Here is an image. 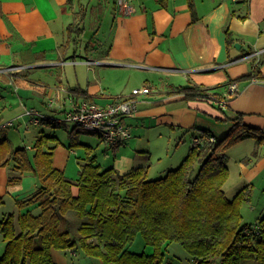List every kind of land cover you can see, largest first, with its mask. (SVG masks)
Segmentation results:
<instances>
[{
  "label": "crops",
  "instance_id": "obj_1",
  "mask_svg": "<svg viewBox=\"0 0 264 264\" xmlns=\"http://www.w3.org/2000/svg\"><path fill=\"white\" fill-rule=\"evenodd\" d=\"M132 3L135 12L124 15L115 0H0V77L13 81L32 98L40 97L48 109L47 101L53 97L59 110L69 107L73 98L105 104L130 94L135 87L148 86L152 92L140 97L137 114L127 118L131 127L150 120L178 128L206 129L212 134L218 130L224 136L233 125L228 118L240 113L245 123L264 131V0ZM105 21L110 22L109 28L104 38H98ZM76 24L84 27L77 39L70 32V26ZM88 31L95 32L87 41ZM229 33L233 38L230 42ZM87 60L99 62L88 65ZM66 65L81 69L76 70L77 83L67 85L59 79L51 87L45 75L60 74ZM84 65L86 72H82ZM233 80L239 92L224 108L205 99L186 100L179 91L185 86L214 89ZM60 127L55 128L60 143L50 145L55 147V166L65 172L71 151L61 141ZM131 138L114 153L126 147ZM147 153L134 158L125 153L113 167L123 174L146 166ZM261 156L258 150L256 157L240 164L246 184L252 185L258 170L264 168ZM85 157L80 158V165ZM13 166L0 169V209L7 198L26 200L38 189L32 172L25 173L19 184L9 185ZM73 193L78 194L76 186ZM10 213L3 211L1 217ZM67 217L74 220L75 214L69 212ZM52 254L57 264L77 263V254L73 257L69 251L53 249ZM67 254L72 257L70 263Z\"/></svg>",
  "mask_w": 264,
  "mask_h": 264
},
{
  "label": "trees",
  "instance_id": "obj_2",
  "mask_svg": "<svg viewBox=\"0 0 264 264\" xmlns=\"http://www.w3.org/2000/svg\"><path fill=\"white\" fill-rule=\"evenodd\" d=\"M83 31L78 24L70 26L75 39ZM228 41H233L231 33ZM227 86H185L179 91L186 100L210 101L222 98ZM228 119L233 125L226 135L218 138L200 129L192 137H201L202 143L193 144L180 166L154 179L149 177L148 164L122 174L114 167L104 168L88 149L73 180L55 166V147L50 143H60L56 133L37 137L31 148L15 147L7 135L1 136L0 169L14 165L9 185L19 184L27 172L39 182L38 189L17 204L35 205L40 212L27 208L16 217L14 213L1 217L5 248L0 264H57L53 249L77 254L76 264H162L163 246L173 242L193 256L192 264H242L246 259L264 264V217L246 223L242 214L243 204L251 200L252 185L246 184L232 199L225 191L230 176L226 151L248 138L264 144V131L245 123L240 113ZM42 125L60 126L51 121ZM69 134L77 140L79 131L75 127ZM210 136L214 142L208 141ZM257 154L258 149L253 156ZM69 212L75 214L76 223L68 219ZM138 236L156 251L133 250Z\"/></svg>",
  "mask_w": 264,
  "mask_h": 264
},
{
  "label": "rangeland",
  "instance_id": "obj_3",
  "mask_svg": "<svg viewBox=\"0 0 264 264\" xmlns=\"http://www.w3.org/2000/svg\"><path fill=\"white\" fill-rule=\"evenodd\" d=\"M109 25L110 22H104L101 27V36L97 35L98 38H104V32L109 28ZM94 32L88 31L87 41L94 37ZM84 67L86 66H82V72H86ZM76 70L81 69L79 67L76 69L74 65H66L62 68V73L56 75L47 74L45 77L51 87L56 86L59 79H62L64 84L67 85L76 84ZM0 79L7 83L0 80V94L6 97H0V137L7 135L13 141L15 147H32L37 137L40 138L43 134L50 135L55 133V128H50L46 125L32 126L27 117L21 116L24 111V104L29 108L35 107L43 110L47 115L51 116L53 114L52 110L48 109L47 106L45 107V104H41L40 97L32 98L33 95L31 93L29 94L24 92V90H19L17 84L8 78L0 77ZM21 102L23 105H21ZM10 120L15 121V126L2 128L1 124ZM75 127L79 131L77 140L74 139V135L71 136L66 133L67 130L69 131ZM131 129L133 137L129 144L119 149L118 153L115 154V151L107 147L105 142H102L97 134L88 132L72 122H65L58 129L61 141L65 142L71 151L68 164L65 167V175L71 179L78 178L79 169L81 168L79 160L87 155L88 149H91L92 153L96 155V161L103 165L104 168L115 167L118 159L125 153L134 158L135 156L139 157V151L145 150L149 152V159L147 162L144 161L149 165V177L151 179L160 178L165 176L170 169H175L181 165L193 146L192 135L199 134L198 129L195 128H178V126L170 124L161 125L156 121L151 122L150 120L142 125H133ZM216 132H213V134L218 138L223 136L221 135L222 131L216 130ZM69 145L73 146L70 148ZM259 147L255 138H248L226 151L228 158L227 164L230 170V176L225 184V191L228 197L232 193L238 192L247 183L246 176L240 174V167H242L240 164L244 163V158H253V152L257 149L262 154L259 158H264V144L261 147L262 149H259ZM252 186H254V190L251 200L249 203H244L242 207V214L244 216V222L246 223H255L264 217V168L258 170V174H256L255 179L252 181ZM27 208L32 209L34 213H38L40 210L32 204L27 207H20L15 200L7 198V203L0 209V219L3 211L14 213L16 217L22 210H27ZM70 221L76 223V216L74 220ZM74 223L73 227L76 228L77 226H74ZM4 248L3 236L0 234V256L3 254ZM132 249L140 252L145 250L144 252L146 254H153L156 251L154 245L145 244L142 236L136 238ZM162 251L164 252L162 264H192L193 256L179 242H173L168 247L163 246ZM67 259L69 263L72 262V257L69 254H67ZM242 264L256 263L253 260L246 259L242 261Z\"/></svg>",
  "mask_w": 264,
  "mask_h": 264
},
{
  "label": "built area",
  "instance_id": "obj_4",
  "mask_svg": "<svg viewBox=\"0 0 264 264\" xmlns=\"http://www.w3.org/2000/svg\"><path fill=\"white\" fill-rule=\"evenodd\" d=\"M241 1V0H235ZM133 0H115L116 7L124 15H130L135 12ZM260 53V52H257ZM88 65L96 64L99 61L87 60ZM239 91L238 84L232 82L228 85L225 93L226 99L235 95ZM152 92L148 86H140L132 89L131 93L118 98H114L108 103L101 104L95 101L70 100V105L63 110L55 108V102L50 99L48 102L49 109L52 110L51 116L47 115L43 110L35 107L24 105V111L21 116L27 117L32 126H39L47 121L54 122L58 125H63L65 122H72L88 132H93L98 137L109 145L114 151L125 144L132 137V129L127 118L133 117L139 110L140 97ZM222 99L219 102L220 107L224 108L227 100ZM2 125V128L15 126V121L10 120ZM201 137H195L194 145L202 143ZM209 142H214L215 137L210 136Z\"/></svg>",
  "mask_w": 264,
  "mask_h": 264
},
{
  "label": "bare ground",
  "instance_id": "obj_5",
  "mask_svg": "<svg viewBox=\"0 0 264 264\" xmlns=\"http://www.w3.org/2000/svg\"><path fill=\"white\" fill-rule=\"evenodd\" d=\"M254 54L259 55L260 53H257V52H256V53H254ZM232 82H236V81H234V80H233V81H230V82L228 83V85H229L230 83H232ZM236 83H237V82H236ZM237 84H238V83H237ZM227 88H228V86H227ZM227 88H226V91H227ZM238 88H239V85H238ZM226 91H225V93H226ZM238 92H239V91H238ZM238 92H237V93H238ZM225 93H224V96H223L222 98H218V99L211 98L210 101H211V102H215V103H217V102H219V101L222 100V99H226V97H225ZM237 93H236V94H237ZM236 94H235V95H236ZM233 96H234V95H233ZM233 96H231V97H233ZM231 97L228 98V99H226V100H227V103H228V101L231 99ZM50 99H53L54 102H56L55 99H54L53 97H50V98L48 99V101H47V105H48V102H49ZM83 100L93 101V100H90V99H83ZM227 103H226V104H227ZM217 104H218V103H217ZM218 105H219V104H218ZM60 126H61V125H60Z\"/></svg>",
  "mask_w": 264,
  "mask_h": 264
}]
</instances>
